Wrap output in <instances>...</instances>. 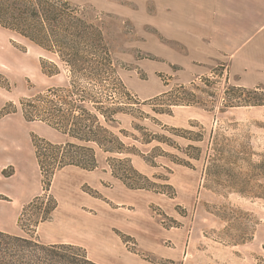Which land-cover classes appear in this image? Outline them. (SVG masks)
<instances>
[{
    "label": "rangeland",
    "instance_id": "obj_1",
    "mask_svg": "<svg viewBox=\"0 0 264 264\" xmlns=\"http://www.w3.org/2000/svg\"><path fill=\"white\" fill-rule=\"evenodd\" d=\"M67 1L103 31L121 79L132 96L144 103L129 108L131 115H120L112 130L126 133L120 135L135 152L129 155L132 165L157 189L145 191L160 199L141 212L145 221L140 231L145 237L154 235L153 241L141 244L116 230L131 238L120 237L125 256L114 257L115 248L100 244L86 248L89 257L126 264H264V105H247L264 103V66L257 67L262 57L207 56L200 52L201 41L193 48V41L183 46L161 38L152 22V0ZM54 63L60 73L51 75ZM69 82V69L55 55L0 26V111L6 106L18 110L0 119V160H14L17 164L9 166L6 174L16 175L28 187L43 179L33 138L59 144L66 137L40 120L27 122L22 102L53 88H69ZM179 85L185 90L148 104L156 93ZM240 85L247 92L235 89ZM256 87L261 91L254 92ZM184 94L194 106L172 107L171 115L160 113L169 111L168 105ZM134 124L142 130H134ZM183 130L192 134H182ZM181 135L203 140L194 142ZM9 141L13 144L7 146ZM190 145L196 148L189 149ZM109 157L98 151L99 169L79 190L120 211L122 207L106 197L118 195L123 183L113 175ZM115 165L119 172L124 169ZM5 178L9 177L0 171L2 182ZM41 182L38 196L44 194ZM13 184L8 189L17 192ZM91 208L82 209V214L95 216ZM0 214L7 217L6 232L18 236L47 243L68 233L54 223L40 229L42 223H36L43 215L40 203L26 212L22 207L16 215L2 207Z\"/></svg>",
    "mask_w": 264,
    "mask_h": 264
},
{
    "label": "trees",
    "instance_id": "obj_2",
    "mask_svg": "<svg viewBox=\"0 0 264 264\" xmlns=\"http://www.w3.org/2000/svg\"><path fill=\"white\" fill-rule=\"evenodd\" d=\"M80 10L67 0H0V26L55 55L57 61L70 72L69 88H53L45 95L22 102V112L27 122L40 120L66 137V141L59 144L33 138L44 194L25 205L23 212L40 203L43 215L36 222L38 225L50 221L59 206L58 200L49 193L56 173L70 166L86 171L96 170L98 150L109 154L113 175L128 188L157 191L155 184L132 165L129 155L135 152L126 146L121 137L126 133L121 130L120 135L112 130L114 124L119 123L120 115H131L129 108L144 103L132 96L121 79L103 31L78 15ZM53 65L55 71L51 75L59 74V65ZM111 78L113 85H110ZM235 89L247 92L246 88ZM181 90H185L183 85L147 102L153 104ZM259 91L260 88L254 90ZM194 105L188 99V94H184L168 105L169 111L160 113L171 115L172 107ZM247 105L262 106L264 103L253 101ZM17 112L16 107L9 109L6 106L0 111V119ZM133 129L137 132L142 130L140 125L135 124ZM182 134L192 133L183 130ZM181 137L194 142L203 140L202 137ZM134 139L139 140L136 136ZM195 148L189 146V149ZM113 155L124 158H113ZM115 162L124 169L119 172ZM185 165L191 166L190 163ZM4 175L12 176L7 175L6 171ZM23 216L19 219V225ZM118 234L125 241L131 239L120 232ZM0 264L100 263L92 260L87 249L78 245L46 244L33 239V236L22 237L0 230Z\"/></svg>",
    "mask_w": 264,
    "mask_h": 264
},
{
    "label": "crops",
    "instance_id": "obj_3",
    "mask_svg": "<svg viewBox=\"0 0 264 264\" xmlns=\"http://www.w3.org/2000/svg\"><path fill=\"white\" fill-rule=\"evenodd\" d=\"M152 3L153 26L161 38L180 41L183 46H188L193 41V48H197L198 41H201L200 52L207 56L262 57L257 67L264 66V0H152ZM165 92L166 90L160 91L154 96ZM6 144L9 146L13 143L9 141ZM14 164L17 163L10 158L0 160V171L4 172ZM98 169L86 171L70 166L56 173L50 193L58 200L59 206L53 219L42 223L40 229L45 228L46 224L54 223L60 229L68 230V233L58 235L56 241L46 244H74L85 249L101 244L115 248L112 256L121 258L125 256L123 248L126 245L116 230L133 236L141 244L153 241L154 235L148 233L145 237L140 231L139 226L145 221L141 212H146L151 203L159 204L160 199L151 192L130 190L121 183L118 195L106 196L122 207L119 208L121 210L115 211L107 204L102 205L97 199L82 194L79 190L81 184L88 183ZM15 177L16 175L5 178L4 182L0 179V196L6 198L5 201L0 200V209L3 207L10 215L19 214L22 207L40 194V178L32 181L28 187ZM10 182H14L17 192L8 189ZM97 188L101 190L100 187ZM20 195L23 198L19 199ZM89 206L96 213L93 217L81 212ZM6 218L0 214V230L5 232L8 230L3 225ZM94 261L100 264H126L125 261H103L100 258Z\"/></svg>",
    "mask_w": 264,
    "mask_h": 264
}]
</instances>
